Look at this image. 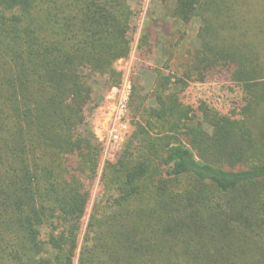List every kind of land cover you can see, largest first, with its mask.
Instances as JSON below:
<instances>
[{
    "label": "trees",
    "instance_id": "16d2710c",
    "mask_svg": "<svg viewBox=\"0 0 264 264\" xmlns=\"http://www.w3.org/2000/svg\"><path fill=\"white\" fill-rule=\"evenodd\" d=\"M175 2L199 44L151 97L133 84V130L84 232L105 149L87 129L92 78L120 85L135 12L0 0V264H264V0ZM216 71L241 88L239 110L185 102L186 80Z\"/></svg>",
    "mask_w": 264,
    "mask_h": 264
},
{
    "label": "rangeland",
    "instance_id": "374dc122",
    "mask_svg": "<svg viewBox=\"0 0 264 264\" xmlns=\"http://www.w3.org/2000/svg\"><path fill=\"white\" fill-rule=\"evenodd\" d=\"M135 12V18L129 32L132 41V51L128 59L119 61L115 68L122 74V82L128 78L132 86L140 82L145 95L151 97L154 82L158 72L166 75L182 78L184 70L191 63V52L198 46V30L201 27L199 21L185 26L178 21L173 11L175 0H129ZM147 35L149 44L142 46V38ZM88 74V71L86 72ZM227 73L216 71L208 75L205 81L197 79L186 80L184 88L185 102L197 109L202 102H207L224 114L233 112L243 104L241 88L231 81ZM94 94L91 103L86 108L87 124L96 137L99 130L107 122L106 105L110 88L105 81L93 76ZM151 104V102H150ZM132 126L130 133L132 132ZM101 144L102 141L98 138ZM124 142L113 144L107 151L104 146V154L101 163L99 177L91 187V204L88 215L84 220V232L95 202L101 194L100 176L106 162L115 161Z\"/></svg>",
    "mask_w": 264,
    "mask_h": 264
},
{
    "label": "built area",
    "instance_id": "2783aa9c",
    "mask_svg": "<svg viewBox=\"0 0 264 264\" xmlns=\"http://www.w3.org/2000/svg\"><path fill=\"white\" fill-rule=\"evenodd\" d=\"M132 93V83L126 78L107 95V122L99 130L98 135L107 151L113 144L124 142L130 133L129 107Z\"/></svg>",
    "mask_w": 264,
    "mask_h": 264
}]
</instances>
